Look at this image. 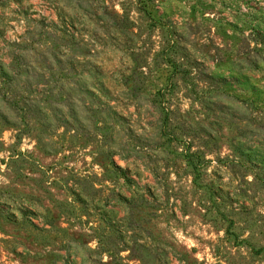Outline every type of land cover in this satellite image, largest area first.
Segmentation results:
<instances>
[{
    "label": "rangeland",
    "instance_id": "obj_1",
    "mask_svg": "<svg viewBox=\"0 0 264 264\" xmlns=\"http://www.w3.org/2000/svg\"><path fill=\"white\" fill-rule=\"evenodd\" d=\"M0 264H264V0H0Z\"/></svg>",
    "mask_w": 264,
    "mask_h": 264
}]
</instances>
